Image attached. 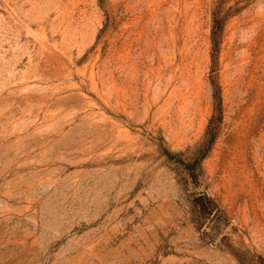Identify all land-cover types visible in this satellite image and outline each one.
<instances>
[{
	"label": "rangeland",
	"instance_id": "374dc122",
	"mask_svg": "<svg viewBox=\"0 0 264 264\" xmlns=\"http://www.w3.org/2000/svg\"><path fill=\"white\" fill-rule=\"evenodd\" d=\"M0 264H264V0H0Z\"/></svg>",
	"mask_w": 264,
	"mask_h": 264
},
{
	"label": "trees",
	"instance_id": "16d2710c",
	"mask_svg": "<svg viewBox=\"0 0 264 264\" xmlns=\"http://www.w3.org/2000/svg\"><path fill=\"white\" fill-rule=\"evenodd\" d=\"M216 137V125H215V121L211 120L204 138L202 140V142H200L196 147H195V153L194 156L192 158L193 161H195L198 165L201 163V161L207 157V155L209 154V150L210 147L212 146L214 140ZM169 154L175 156V157H182L184 156L183 153H172L171 151H168ZM188 165V163H186Z\"/></svg>",
	"mask_w": 264,
	"mask_h": 264
}]
</instances>
